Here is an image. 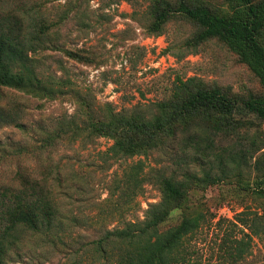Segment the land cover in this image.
I'll return each mask as SVG.
<instances>
[{
	"label": "trees",
	"instance_id": "16d2710c",
	"mask_svg": "<svg viewBox=\"0 0 264 264\" xmlns=\"http://www.w3.org/2000/svg\"><path fill=\"white\" fill-rule=\"evenodd\" d=\"M224 1L227 10L220 13L202 0H150L149 30L160 35L170 19L190 22L195 29L185 42L189 52L208 40L218 39L253 73L262 92L236 97L188 76L175 80L167 97L149 105L120 110L108 102L95 101L88 88L75 90L59 53L64 50L74 60L83 57L64 49L63 43L52 34L56 33L52 27L59 21L50 24L36 21L40 12L18 10L24 6L21 4L11 7V15L0 18V85L47 97L57 93L75 96L77 107L71 114L57 118L49 129L41 127L39 134L44 136L38 139L39 149L64 139L86 142L107 137L112 144L106 153L113 159L148 155L158 150L171 154V149L176 148L178 165L204 164L201 175L187 166L181 177H177L159 168L145 171L143 162L138 160L113 177L106 198L108 203L102 211L108 207L113 213L137 206L135 198L148 182L157 186L160 199L148 204L142 219L124 220L121 227L105 229L101 236L89 242L87 249L106 263L190 264L195 254L191 240L201 228L210 226L213 214L202 208L186 212L189 189L193 184L221 181L231 171L237 176L241 161L258 147L256 137L248 135L247 129L255 123L249 116L264 119V43L261 41L264 0ZM37 54L42 56L37 58ZM45 57L47 67L43 65ZM51 65L61 74L57 75ZM49 69V75H44ZM16 116L11 112V123L26 128ZM241 137L250 142V147L240 143ZM229 139H236L240 148L232 151L231 146L223 148L218 144ZM24 149L27 150L19 146L17 150ZM51 177L45 174L34 177L18 169L17 183L0 189V264H5L8 251L22 241L27 231L37 232L49 242L62 240L59 231L64 233L63 215L51 187ZM52 179L57 181L58 176ZM183 208L181 216L169 223L174 209ZM255 236L264 240V204L260 209L245 208L228 221L208 264H251L247 257Z\"/></svg>",
	"mask_w": 264,
	"mask_h": 264
},
{
	"label": "rangeland",
	"instance_id": "374dc122",
	"mask_svg": "<svg viewBox=\"0 0 264 264\" xmlns=\"http://www.w3.org/2000/svg\"><path fill=\"white\" fill-rule=\"evenodd\" d=\"M202 1L214 11L223 13L227 10L224 0ZM149 2L0 0V18L11 15V7L21 4L24 6L18 10L40 12L36 21L43 20L45 24L59 21L52 27L56 29L52 34L63 43L64 49L83 57L74 60L66 56L64 50L59 53L75 90L88 88L95 101L108 102L116 110L149 105L163 99L172 91L175 80L188 76H195L236 97L262 92L253 73L218 39L208 40L196 51L189 52L185 42L195 29L190 22L170 19L164 24L162 34L151 32ZM29 7L32 9H27ZM261 41L264 43V32ZM41 56L36 55L37 58ZM43 59V65L47 67L48 59ZM51 67L57 75L61 74L54 65ZM50 70L44 75L48 76ZM74 98L68 93H57L52 97L34 95L23 89L0 85V189L17 183L18 169L34 177L57 175V181L52 177L50 181L63 215L64 228V233L59 231L62 240L54 238L55 243L46 241L37 232L23 233L22 241L8 251L5 264H109L87 249L89 242L101 236L105 229L121 227L124 220L142 219L148 204L160 199L157 186L148 182L135 198L137 206L113 213L108 207L102 211L108 203V189L115 175H120L126 165L138 160L143 162L145 171L159 168L181 177L188 166L187 169L201 175L202 163L178 165L176 148L171 149V154L158 150L148 155L113 159L106 153L112 140L97 137L86 142L64 139L54 146L39 149L41 142L38 139L44 136L39 134L41 127L49 129L57 118L71 114L77 107ZM11 112L18 115L16 117L26 128L11 123ZM249 117L255 123L247 133L256 137L258 147L250 150L241 161L239 174L233 176L231 171L221 181L193 184L188 191L186 212L202 208L213 214L210 226L201 228L191 240L195 254L190 264H208L228 221L234 220L245 208L260 209L264 204V119ZM240 143L250 147V142L242 137ZM218 144L223 148L231 146L232 151L240 148L236 139ZM19 146H25L27 150L18 151ZM183 211L184 208L174 209L169 223L175 222ZM247 259L251 264H264V240L253 237Z\"/></svg>",
	"mask_w": 264,
	"mask_h": 264
}]
</instances>
